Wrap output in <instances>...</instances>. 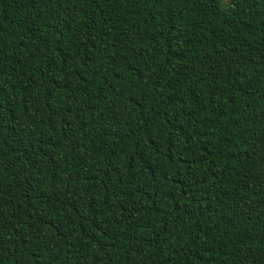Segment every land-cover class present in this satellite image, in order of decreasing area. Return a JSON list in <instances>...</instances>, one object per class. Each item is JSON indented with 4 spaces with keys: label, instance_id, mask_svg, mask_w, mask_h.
Returning <instances> with one entry per match:
<instances>
[{
    "label": "trees",
    "instance_id": "16d2710c",
    "mask_svg": "<svg viewBox=\"0 0 264 264\" xmlns=\"http://www.w3.org/2000/svg\"><path fill=\"white\" fill-rule=\"evenodd\" d=\"M0 264H264V0H0Z\"/></svg>",
    "mask_w": 264,
    "mask_h": 264
}]
</instances>
